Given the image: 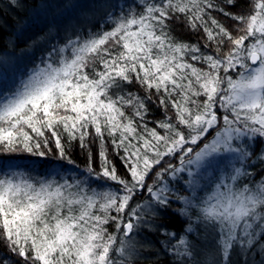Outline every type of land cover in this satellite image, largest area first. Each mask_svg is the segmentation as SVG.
<instances>
[{
	"label": "snow or ice",
	"instance_id": "obj_1",
	"mask_svg": "<svg viewBox=\"0 0 264 264\" xmlns=\"http://www.w3.org/2000/svg\"><path fill=\"white\" fill-rule=\"evenodd\" d=\"M249 3L125 0L0 91V157L38 161L0 159V264H136L145 251L264 264V0ZM182 20L203 48L175 34Z\"/></svg>",
	"mask_w": 264,
	"mask_h": 264
},
{
	"label": "trees",
	"instance_id": "obj_2",
	"mask_svg": "<svg viewBox=\"0 0 264 264\" xmlns=\"http://www.w3.org/2000/svg\"><path fill=\"white\" fill-rule=\"evenodd\" d=\"M54 1V6L51 5ZM125 0H108L104 9L99 12L94 18L90 19L87 23L75 24L73 26L64 24L67 19L57 18V22L51 21L48 26H41L38 22L42 16L40 13L48 16L52 11L61 10L68 6L67 0H19L18 7H7V0H0V28H2V37L0 40V91H11L24 80L34 67L45 59L47 53L51 48L60 44L63 45L67 39L74 38L81 30L85 33L89 28L96 30L98 25L104 22V17L106 12L112 11L119 14L120 7L123 5ZM231 11H240L243 13H249L252 11L249 0H237L236 7L230 9ZM39 18V19H38ZM62 20L63 23H62ZM223 23L232 30L234 22L231 20H225L221 17ZM42 20H40L41 22ZM48 21V20H47ZM46 21V24H47ZM66 22V21H65ZM67 23V22H66ZM186 21H181L180 23L172 22L173 31L182 40H187L193 43L199 41L200 46L203 48V33L193 34L188 32L184 24ZM54 29V34L49 33V28ZM233 31V35H237ZM46 35L50 38L46 39ZM37 37L41 40L37 42ZM227 50V49H225ZM138 89L137 85H133L130 90L136 91ZM143 95V92H140ZM164 118L163 112L157 108L155 105L151 106V114L149 120L152 123L150 127L155 126V121ZM261 147H264L259 140L255 146V152H259ZM111 148V145H109ZM54 150V144H53ZM255 152L253 155H255ZM73 159L76 161V165L80 169H83L87 158L86 155H82L79 148L74 146L71 152ZM0 159L4 160L5 163L12 161L17 170H30L32 166L38 161L34 158H28L26 154H21L19 156H2ZM55 163V161H53ZM67 167V166H66ZM259 168V165L256 166ZM44 173L45 169L41 168L39 170ZM157 223L164 224L169 228H174L177 232L181 229V224L177 221L169 223L168 220H159ZM113 230L110 228V231ZM157 233L153 236L154 241L162 239ZM157 247L159 244L157 243ZM0 254L4 256H9L10 254L0 246ZM237 259L233 256V260ZM136 264H170V258L167 255L156 256L155 252H143L142 257L137 258Z\"/></svg>",
	"mask_w": 264,
	"mask_h": 264
},
{
	"label": "rangeland",
	"instance_id": "obj_3",
	"mask_svg": "<svg viewBox=\"0 0 264 264\" xmlns=\"http://www.w3.org/2000/svg\"><path fill=\"white\" fill-rule=\"evenodd\" d=\"M107 1L108 0H67L68 6H66L64 10L61 9V10L52 11V13H49L48 16L44 15L43 13H40L39 16L42 17L41 19L38 18L39 19L38 23L41 26H45V25L48 26V23H50L51 21L56 23L58 20L57 18H61V19H67L65 20L67 23L64 20H62V23L64 21V24L66 25L73 26L75 24H82V23L85 24L90 19L98 15L99 12H101L104 9V5ZM51 5L54 6V1H52ZM119 7H121V5H119ZM40 20L42 21L40 22Z\"/></svg>",
	"mask_w": 264,
	"mask_h": 264
}]
</instances>
